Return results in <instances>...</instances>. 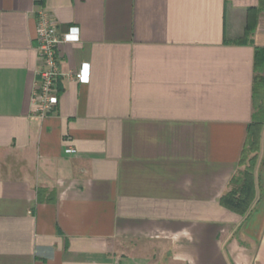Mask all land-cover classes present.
<instances>
[{
	"label": "crops",
	"instance_id": "crops-1",
	"mask_svg": "<svg viewBox=\"0 0 264 264\" xmlns=\"http://www.w3.org/2000/svg\"><path fill=\"white\" fill-rule=\"evenodd\" d=\"M258 4L0 0V264H264V133L249 211L221 204L244 170L264 12L237 42ZM40 8L79 29L44 118Z\"/></svg>",
	"mask_w": 264,
	"mask_h": 264
},
{
	"label": "trees",
	"instance_id": "trees-1",
	"mask_svg": "<svg viewBox=\"0 0 264 264\" xmlns=\"http://www.w3.org/2000/svg\"><path fill=\"white\" fill-rule=\"evenodd\" d=\"M264 12V0H259L256 7L248 9V25L246 34L238 44H254L250 36L257 28V19ZM252 121L248 125L247 139L243 148L239 165L244 170L231 180V189L221 197V204L244 216L250 209L256 196L255 168L261 149L262 131L264 129V47H255V80L253 85Z\"/></svg>",
	"mask_w": 264,
	"mask_h": 264
},
{
	"label": "built area",
	"instance_id": "built-area-1",
	"mask_svg": "<svg viewBox=\"0 0 264 264\" xmlns=\"http://www.w3.org/2000/svg\"><path fill=\"white\" fill-rule=\"evenodd\" d=\"M79 40V29L70 28L68 33H62L56 18L45 9L40 8L36 24L37 53L41 61L37 71L38 80L32 94L35 112L40 117L52 113L59 103L58 77L59 50L66 42ZM80 83H88L90 79V65L83 64L75 74ZM67 152H73L67 150Z\"/></svg>",
	"mask_w": 264,
	"mask_h": 264
},
{
	"label": "rangeland",
	"instance_id": "rangeland-1",
	"mask_svg": "<svg viewBox=\"0 0 264 264\" xmlns=\"http://www.w3.org/2000/svg\"><path fill=\"white\" fill-rule=\"evenodd\" d=\"M263 133H264V129H263V131H262V134H263ZM260 157H261V156H260ZM262 157H263V156H262ZM262 157H261V158H262ZM258 163H259V160H258Z\"/></svg>",
	"mask_w": 264,
	"mask_h": 264
}]
</instances>
